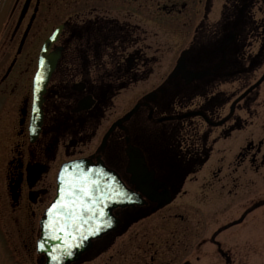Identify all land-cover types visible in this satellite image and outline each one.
Segmentation results:
<instances>
[{"label":"flooded vegetation","instance_id":"flooded-vegetation-1","mask_svg":"<svg viewBox=\"0 0 264 264\" xmlns=\"http://www.w3.org/2000/svg\"><path fill=\"white\" fill-rule=\"evenodd\" d=\"M119 1L9 0L0 246L17 263L28 262L20 253L45 264L37 240L59 170L87 158L117 172L141 202L114 208L117 226L74 264H211L210 244L218 264H258L264 0ZM42 54L53 68L40 85ZM135 91L143 93L113 116L115 99ZM233 227L244 231L230 244Z\"/></svg>","mask_w":264,"mask_h":264},{"label":"water","instance_id":"water-1","mask_svg":"<svg viewBox=\"0 0 264 264\" xmlns=\"http://www.w3.org/2000/svg\"><path fill=\"white\" fill-rule=\"evenodd\" d=\"M4 0H0V30L2 28L6 6L1 10ZM54 37L50 41L54 40ZM42 54L40 60V74L38 75L40 85L45 83L46 78L49 76L53 65L48 66L47 58ZM132 163L139 164L140 161L137 159H132ZM86 174L92 178H98L101 181L100 191L104 194V204L102 206V211L105 213L102 217H91L85 215L83 221L79 218L77 219H66L65 213L68 211L64 208V204L67 203V179L69 177ZM134 173L142 180L140 177V171L136 170ZM65 178V182L62 184L61 178ZM141 183V182H140ZM65 189V197L63 203L60 204L59 208L54 207L61 201V189ZM124 192L127 193L125 196H119L118 194ZM111 193L112 200H108L107 196ZM100 192L97 193V198H99ZM128 196L132 197V202H128ZM117 199L124 202L116 203ZM141 202L138 195L132 190L128 189L123 181L121 180L119 174L114 170L108 168L103 161L93 162L91 159L82 158L72 161H68L62 165L59 170L57 177V193L50 206L45 211L44 217L41 219L40 223V236L37 240V252L38 254L44 255L45 264H57L56 261L50 259V253H55L57 256H61L58 264H74L77 262L81 255L91 246L92 239L101 236L103 233L109 231L110 229L117 226V220L112 214V210L116 207H126L134 206ZM60 209H63L62 211ZM59 223L61 227L66 228V232L61 234L58 231H53L54 225ZM103 223L105 226L96 234L93 233V229L97 225ZM236 230L239 231V227H233L229 229L226 235V240L228 243H235V239L239 240L241 232L244 231L243 227L240 229V234L238 235ZM71 233V235H68ZM54 236H60L61 238L55 239ZM83 237H86L83 238ZM221 237V235L219 236ZM218 237V238H219ZM264 239V237H263ZM264 240L259 241V251L257 255L258 264H264V248L262 246ZM43 246V247H41ZM214 246L210 244V263L218 264L220 254L213 249ZM263 248V249H262ZM60 249V252H56ZM262 249V250H261ZM65 251H70L71 255H63Z\"/></svg>","mask_w":264,"mask_h":264},{"label":"snow or ice","instance_id":"snow-or-ice-1","mask_svg":"<svg viewBox=\"0 0 264 264\" xmlns=\"http://www.w3.org/2000/svg\"><path fill=\"white\" fill-rule=\"evenodd\" d=\"M35 111H39V109H35ZM62 184L65 182V178H61ZM101 181L98 178H92L86 174H79L67 179V203L64 204V208H67L68 211L65 213L66 219H77L79 218L83 221L85 215H89L91 217H102L105 213L102 211V206L104 204V194L100 191ZM100 192L99 198H97V193ZM119 196H125L127 193L121 192L118 194ZM65 197V189L62 187L61 189V201L58 202L54 207L59 208L60 204L64 202ZM108 200H112V195L109 193L107 196ZM116 203H122L124 201L117 199L114 201ZM128 202H132V197L128 196ZM61 211L63 209H60ZM105 225L103 223L97 225L95 229H93L92 234L98 233ZM53 231H58L63 234L66 232L65 227H61L59 223L54 225ZM71 235V233H68ZM53 238L59 239L60 236H54ZM86 239V237H83ZM43 247V246H41ZM60 249H57L56 252H60ZM50 259L57 262L61 259V256H57L55 253H50ZM63 255H71L70 251H65Z\"/></svg>","mask_w":264,"mask_h":264},{"label":"rangeland","instance_id":"rangeland-1","mask_svg":"<svg viewBox=\"0 0 264 264\" xmlns=\"http://www.w3.org/2000/svg\"><path fill=\"white\" fill-rule=\"evenodd\" d=\"M105 1L106 0H100L101 3H104ZM166 1L167 0H146L145 4L147 6H150L151 8H155L156 6L161 5V3H164ZM177 1H181V0H177ZM140 2H142V1L141 0H131L130 3H131V5H138V3H140ZM115 3L120 4L121 2L119 0H115ZM132 9H134V8H132ZM145 24H146V27L148 30H152V32L156 31V29L152 25L153 23L151 20L147 19ZM141 93H143V92L142 91H135V92L122 93L121 97L115 99V106L111 110L112 115L113 116L119 115L122 111L127 109L129 100L131 102V100L133 98H135L137 95H140ZM201 178H202V176H201ZM199 180H201V179H199ZM211 231H212V228H211ZM0 238L2 240L1 236H0ZM9 253L10 252H8L4 248V246H0V264H37L34 254L32 255L33 259L31 261H29L27 259V258H29V256L21 255L20 253H18L22 257V260L28 261V262L17 263L14 261V257H11L9 255Z\"/></svg>","mask_w":264,"mask_h":264}]
</instances>
